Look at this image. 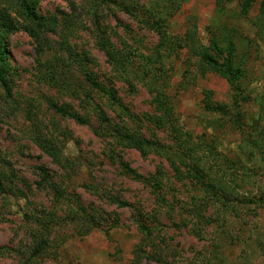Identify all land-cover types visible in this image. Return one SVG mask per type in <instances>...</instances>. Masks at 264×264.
<instances>
[{
	"label": "rangeland",
	"instance_id": "374dc122",
	"mask_svg": "<svg viewBox=\"0 0 264 264\" xmlns=\"http://www.w3.org/2000/svg\"><path fill=\"white\" fill-rule=\"evenodd\" d=\"M26 2L0 0V264H264V0Z\"/></svg>",
	"mask_w": 264,
	"mask_h": 264
},
{
	"label": "trees",
	"instance_id": "16d2710c",
	"mask_svg": "<svg viewBox=\"0 0 264 264\" xmlns=\"http://www.w3.org/2000/svg\"><path fill=\"white\" fill-rule=\"evenodd\" d=\"M38 0H30V2H26V6L27 8H29L30 11H33V7L35 6V3L37 2ZM30 17H32V20L34 21L33 25L31 26V28H29V33L32 34V35H37L38 33L41 32V30L47 28V26L49 25L50 22L48 21H45L42 17L38 16V14H36L35 12H30ZM148 27L150 29H154L156 31V33L159 34L160 37L164 38V31L161 30V26L160 24L157 22H149L148 23ZM52 32V30H51ZM6 50L3 46V44H0V66H1V63L5 62L6 61ZM212 67H211V70L212 71H215L216 73L218 74H221V76L226 77V73L228 70H230L231 66L230 65H223V66H218L215 64L214 66V62L213 64H211ZM229 79V78H228ZM0 81L4 84V85H7L8 84V78L6 76V74L4 72H2V70L0 69ZM158 99V101H160V98L159 96L156 97ZM161 106V105H160ZM164 106V105H163ZM162 109H164V107L161 106ZM132 145L134 146L135 149H137L140 153H144L145 151V146H144V142L139 140V141H135V140H132ZM174 170L177 172L176 174H178V177L180 178L181 177V174L179 172V169L178 167L175 165L174 161L171 163ZM2 176H5V174H2ZM43 179V178H42ZM44 181V180H42ZM44 185L43 183L38 182L37 183V186L40 188H44ZM46 187V186H45ZM4 187L2 186L1 182H0V191H4ZM22 193V192H21ZM141 227L144 229V233H146L145 231L147 230V228H144L143 225H141ZM34 246L32 248V253L34 255L36 254H42L44 253L45 251V248L48 244V241L47 239L45 238H34Z\"/></svg>",
	"mask_w": 264,
	"mask_h": 264
}]
</instances>
